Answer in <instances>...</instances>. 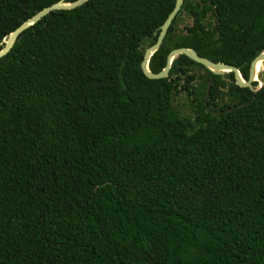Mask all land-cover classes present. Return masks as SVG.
<instances>
[{
  "label": "trees",
  "instance_id": "1",
  "mask_svg": "<svg viewBox=\"0 0 264 264\" xmlns=\"http://www.w3.org/2000/svg\"><path fill=\"white\" fill-rule=\"evenodd\" d=\"M57 1L0 0V48ZM175 1L53 10L0 58V264H264V61L146 77ZM177 47L247 79L264 0H183L149 70Z\"/></svg>",
  "mask_w": 264,
  "mask_h": 264
},
{
  "label": "water",
  "instance_id": "2",
  "mask_svg": "<svg viewBox=\"0 0 264 264\" xmlns=\"http://www.w3.org/2000/svg\"><path fill=\"white\" fill-rule=\"evenodd\" d=\"M87 0H73V1H57L48 6L43 7L32 16L28 17L24 20L20 25H18L12 32L5 35L3 38V45L0 48V58L5 55L12 47L14 42L17 40L19 34L25 30L30 25L35 24L38 20H40L43 16L53 10H63V9H73L75 7L80 6ZM183 0H176L173 9L169 12L166 19L162 22V24L158 27L159 32L156 38V41L147 47L143 53V58L141 61V70L143 74L148 78H164L168 75V71L170 69L171 61L178 54H184L193 61L202 64L205 68L210 70L214 74L223 75L225 72L232 71L234 74L235 83L240 87H249L252 88V82L257 78L256 64L258 61H264V51L258 53L250 62L249 70H248V78L243 79L238 68L232 64L223 63V62H215L206 57L200 56L197 52L190 47H177L169 51L166 57L165 66L158 72H152L148 68V60L150 56L153 54L155 50H157L167 32L169 25L174 19L176 13L179 11ZM261 86V85H260ZM259 86V87H260ZM209 94V85H207L205 100ZM213 113H220V111H212Z\"/></svg>",
  "mask_w": 264,
  "mask_h": 264
},
{
  "label": "rangeland",
  "instance_id": "3",
  "mask_svg": "<svg viewBox=\"0 0 264 264\" xmlns=\"http://www.w3.org/2000/svg\"><path fill=\"white\" fill-rule=\"evenodd\" d=\"M190 22H191V19L186 14H184L183 15V23L189 24ZM261 70H262V64H261ZM261 70L259 72H257V78L259 77L258 74L261 72ZM200 71H201V73H204L203 70H200ZM255 81L257 83L255 85V87H259L261 85V82H259L258 80H255ZM175 101L178 102V103H183V102L186 101V98H185L183 93H177L176 96H175Z\"/></svg>",
  "mask_w": 264,
  "mask_h": 264
},
{
  "label": "bare ground",
  "instance_id": "4",
  "mask_svg": "<svg viewBox=\"0 0 264 264\" xmlns=\"http://www.w3.org/2000/svg\"><path fill=\"white\" fill-rule=\"evenodd\" d=\"M261 70V62L260 61H258L257 62V64H256V71L257 72H259ZM256 80H258L259 81V79L258 78H256Z\"/></svg>",
  "mask_w": 264,
  "mask_h": 264
}]
</instances>
